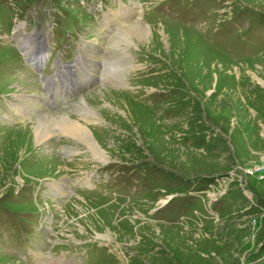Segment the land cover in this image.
<instances>
[{"label":"rangeland","instance_id":"1","mask_svg":"<svg viewBox=\"0 0 264 264\" xmlns=\"http://www.w3.org/2000/svg\"><path fill=\"white\" fill-rule=\"evenodd\" d=\"M0 264H264V0H0Z\"/></svg>","mask_w":264,"mask_h":264},{"label":"bare ground","instance_id":"2","mask_svg":"<svg viewBox=\"0 0 264 264\" xmlns=\"http://www.w3.org/2000/svg\"><path fill=\"white\" fill-rule=\"evenodd\" d=\"M127 9L124 8L123 12H124V14L128 13V15H129L130 11H128ZM122 16H123V13H122ZM122 18L124 19V16ZM150 29L151 28H144L142 26L131 27L129 29V35H130L128 37L129 40H127L126 44L134 43V41L135 42H144V41L149 40L152 37V35H151L152 30H150ZM17 30H19V29L17 28ZM121 36L123 38L126 37L125 35H121ZM18 45L23 49L24 53L26 54V57H33V60H35L37 62L41 61V59L38 58V56L37 57L34 56V54H33L34 50L30 46L31 45L30 39L27 38V36L20 35V37L18 39ZM180 54H181V51H180ZM105 76H106V74H105ZM110 92H111V90H110ZM81 109H82V111H86L89 115H92V113H91L92 111L89 109L88 104H86V101H84V100L82 101ZM38 119H39V117H38ZM56 128H58L61 133L67 134L69 137H72L75 140L83 142L87 146V148H89L92 155L95 156L96 158H98L101 162L107 161L108 156L105 154V152L96 143V141L94 140V137L91 134V131L89 129H87L85 126H83L80 122L72 119L70 116H63L62 115L61 117H58V118H54V117H48V118L42 117L41 118L40 117L39 123L37 125H35L33 130H32V135H33L35 143L37 145H40V146L44 145L47 142L48 138H52V136L55 135V129ZM100 238H102V240H109V236H101Z\"/></svg>","mask_w":264,"mask_h":264}]
</instances>
